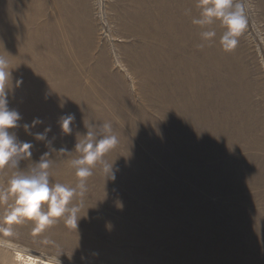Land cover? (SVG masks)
Here are the masks:
<instances>
[{"label": "rangeland", "instance_id": "rangeland-1", "mask_svg": "<svg viewBox=\"0 0 264 264\" xmlns=\"http://www.w3.org/2000/svg\"><path fill=\"white\" fill-rule=\"evenodd\" d=\"M245 3L248 28L226 52L218 22L193 23L197 0H0L13 131L34 145L21 167L49 151L23 128L36 118L31 131L50 127L56 149L74 150L84 119L119 139L106 155L115 179L98 166L73 201L77 230L61 221L34 238L24 224L20 238L47 237L65 264H264V0ZM78 156L52 152L50 183L75 186Z\"/></svg>", "mask_w": 264, "mask_h": 264}, {"label": "clouds", "instance_id": "clouds-1", "mask_svg": "<svg viewBox=\"0 0 264 264\" xmlns=\"http://www.w3.org/2000/svg\"><path fill=\"white\" fill-rule=\"evenodd\" d=\"M196 6L200 9V18L193 20V23L204 26L218 22L223 29L219 38L222 49L226 52L235 50L249 24V9L245 0H197ZM189 12L190 9H185V15ZM200 36L204 42L214 43L217 32L206 30ZM9 78L12 80L10 61L0 55V172L17 169L0 186V264H65V253L55 242L44 237L39 245L34 246L20 238L15 228L31 224L30 234L34 238L41 237L61 221L66 227L77 230L84 202L83 199L79 203L73 201L84 197L89 178L95 174L98 166L106 181L115 179L113 163L106 159V155L115 149L119 139L111 122L86 123L84 119L87 131L82 135L77 133L74 150L66 147L56 149V138L50 139L48 136L50 127L45 128L44 132L31 131L36 124L43 123L36 118L31 125L24 124L23 128L26 134L44 142L49 151L40 156L34 167L25 170L21 162L32 158L34 145L19 139L13 131L20 126L21 115L9 107ZM21 83L22 80L17 81L18 85ZM74 122L75 115L72 113L61 116L58 123L62 134H72ZM72 151L79 154L70 162L77 177L75 186L50 183L53 162L48 157L52 152L71 154ZM82 259L86 260L84 257ZM69 264H74L72 258Z\"/></svg>", "mask_w": 264, "mask_h": 264}]
</instances>
